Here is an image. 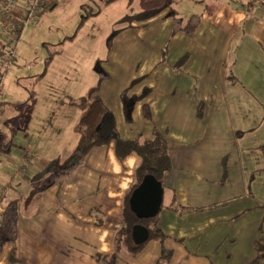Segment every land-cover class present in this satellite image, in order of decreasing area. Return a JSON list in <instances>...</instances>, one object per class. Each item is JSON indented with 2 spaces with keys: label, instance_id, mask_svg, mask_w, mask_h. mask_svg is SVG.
I'll list each match as a JSON object with an SVG mask.
<instances>
[{
  "label": "crops",
  "instance_id": "crops-1",
  "mask_svg": "<svg viewBox=\"0 0 264 264\" xmlns=\"http://www.w3.org/2000/svg\"><path fill=\"white\" fill-rule=\"evenodd\" d=\"M221 4L224 5L222 10L219 5L220 16L199 15L187 31L177 25L176 37L186 34L190 42L186 55L179 58H184V62L177 63L182 68L179 75H183V80L167 83L163 91L157 83L140 84L133 95L137 102L131 119L125 116L126 134L121 132L122 136L146 141L160 133L167 141L171 167L164 173L163 203L157 221L168 237L163 242L148 240L137 254L122 248L118 264H228L231 258L232 264H238V259H246L244 264H248L256 255L253 244L244 250L240 246L231 247L239 242L229 237L230 227L220 233L213 230L228 221L227 213L204 211L206 207L238 198L237 193L225 198L213 195L219 193L212 191L210 175L221 163L224 174L219 176V182L225 186L233 182V166L240 165L237 177L244 175V164L264 172V130L261 131L264 129V10L260 1L258 5L249 2L236 10L229 5L232 2ZM57 5L58 0H50L46 9ZM225 10L230 20H235L239 34L237 31L232 34L227 28L228 34L221 37L223 30L216 31L219 22L225 27V22L222 23L226 21ZM2 21L0 49L13 36L9 23L4 21L2 25ZM5 27L7 34L2 32ZM167 57H160L157 64L163 65L165 62H159H167ZM205 66L216 67L217 73L205 77ZM98 95L106 104L105 96L99 92ZM252 104L255 109H248ZM123 111L125 114L124 106L119 113L122 115ZM140 116L146 123L139 128ZM80 119L73 120L75 131ZM22 129L27 132L25 146L17 156L23 158L24 150L29 148L34 158L28 174L19 168V174L10 179L9 188L1 192L10 195L0 199V264H98L96 253H111L115 248V237L123 226L124 201L136 182L142 158L131 153L120 160L112 142L94 147L81 162L68 167L61 164L54 170L65 169V173L55 177L45 165L52 157L35 156L38 149L45 148L32 141L34 130L29 131L28 126ZM238 133H242L245 142L238 141ZM213 137H220V142L211 145ZM73 139L65 151L73 149ZM78 140L77 136V145ZM176 145L187 149V170L176 164L178 156L173 152ZM8 148L6 151L10 153L11 147ZM4 152L2 148L0 153ZM257 152L261 153L259 167L252 163L253 156L255 161L259 160ZM18 159L13 164H17V169ZM257 208L249 205L245 210H253L252 215L260 221L264 209ZM8 220L16 233L12 240L3 239ZM162 246L172 251L169 261L160 258ZM12 252L15 258L11 260Z\"/></svg>",
  "mask_w": 264,
  "mask_h": 264
},
{
  "label": "rangeland",
  "instance_id": "rangeland-1",
  "mask_svg": "<svg viewBox=\"0 0 264 264\" xmlns=\"http://www.w3.org/2000/svg\"><path fill=\"white\" fill-rule=\"evenodd\" d=\"M259 1L115 0L107 3L105 0H58L57 6L45 9L38 20L25 29L9 66L2 64L7 47L0 49V151L5 149L4 153H0V199L10 195L1 192L6 187L9 188L10 179L19 174V168L22 171L23 158L17 156L25 146L24 135L27 132H23L22 128L28 126L29 131L34 130L32 141L45 148L38 149L35 156L52 157L45 164L47 167L55 169L61 164L62 167H67L68 162L73 163L72 156L77 148L78 135L74 127L76 121L73 120L80 119L83 115V109L71 104L70 97L86 95L92 88L100 86L98 92L105 96L106 105L111 108L119 135L122 136L121 132L126 134V114L124 111L122 115L119 113L124 106L123 93L129 94L126 100L131 102L140 84L157 83L163 91L167 83L183 80V75H179L182 68L177 63L184 62V58H179L186 55L190 42L186 34L176 37L177 25H182L183 31H187L190 23L199 15L205 13L220 16L219 5H224L221 3L232 2L229 5L236 10L235 8L248 6L249 2L257 4ZM224 18L226 21L222 23L225 22V27L222 28L219 22L216 29L223 30L221 37L228 34L227 28L232 34L236 31L239 34L240 29L235 20H230L227 16L226 10ZM6 30L7 27L2 32L7 34ZM210 39L213 41L211 35ZM167 55L168 63L162 61L159 64L165 63L158 65V59H164ZM187 56L189 58L190 55ZM171 65L175 66L173 70L169 67ZM214 73H217L216 67L205 66V77ZM239 90L243 91L242 88ZM250 108L255 109V104L248 109ZM172 114L173 112L168 119ZM140 119L139 128L143 126L142 123H146L142 116ZM241 134L238 133L240 143L245 142L244 138L241 139ZM247 137L252 139V136ZM219 138H211L210 144L219 143ZM72 139L73 149L65 151ZM9 146L10 153L6 151ZM173 152L178 156L176 164L187 170L186 147L176 145ZM27 153H31V159L34 158L29 148L24 150V155ZM257 155L259 160L255 161L256 157L253 156L252 163L259 167L261 153L257 152ZM17 159L20 162L18 169L16 163L13 165ZM228 166L229 163L227 168ZM239 166L232 167L233 182L227 186L219 182V176L224 174V165L221 163L217 169H212L210 178L213 183L210 186L213 192L219 193L213 195L225 198L237 193L238 198L223 200L225 202L206 207L204 211L209 214H216L218 210L227 213L228 221L213 230L220 233L225 227H230L229 237L239 242L231 247L240 246V250H244L253 244V253L256 254L254 244L261 243L264 237V216L259 221V217L254 218L255 215H252L253 210L245 208L254 205L259 207L257 209H264V172L255 171L257 167L249 169L244 164V175L237 177ZM27 170L24 171L26 175L29 172ZM245 193L248 195H244ZM257 213L258 210L256 215ZM158 217L157 215L155 219ZM241 224L243 226H239ZM227 245L230 247L228 243ZM225 249L221 248L222 251ZM237 262L244 264L246 259H238ZM232 263L231 258L228 264Z\"/></svg>",
  "mask_w": 264,
  "mask_h": 264
},
{
  "label": "trees",
  "instance_id": "trees-1",
  "mask_svg": "<svg viewBox=\"0 0 264 264\" xmlns=\"http://www.w3.org/2000/svg\"><path fill=\"white\" fill-rule=\"evenodd\" d=\"M105 1L111 3L115 0ZM13 35L16 38L20 37V34L18 33ZM0 83L2 84V80H0ZM98 89L99 87L97 86L92 88L86 95L77 98H69L71 104H76L84 110V114L76 125V132L78 133L79 140L76 151L72 156V164L83 161L94 147L109 145L112 142L114 143L115 153L120 160H123L131 153H136L142 158V162L137 169L136 182L124 201L123 226L115 237V250L113 253L98 252L95 256L98 264H118V255L122 248H127L133 254H137L141 251L148 240L158 239L163 242L168 237L162 227L158 224L157 219H155L159 213L151 218L138 217L136 212L130 206V197L135 188L148 174L155 176L157 180L163 182L164 173L170 169L171 161L168 155L167 141L160 133H157L153 140L146 141H142L138 138L126 139L120 136L113 115L109 111L107 105L103 102L102 98L98 95ZM123 94L125 114L128 119H131L132 108L136 103L135 101L133 102L135 97H133L134 99H132L131 102L130 100L128 102L126 100L127 96L125 93ZM27 157L30 158L31 163V153H27L26 155H23L21 165L24 164ZM69 165L71 164L68 162L66 166L68 167ZM48 170L52 171V174L55 177L61 176L65 173V169L54 170L51 166ZM262 170L264 171V165ZM153 219L155 220L152 222ZM138 223L148 227L150 232L149 239L143 244L134 243L132 238V228ZM15 235L14 226L12 222L8 220L5 225L3 239L12 240L15 238ZM256 250L255 257L248 264H264V237H262L261 243L257 242ZM171 256L172 251L162 246L160 258L169 261ZM14 258V253L12 252V254H10V259L12 260Z\"/></svg>",
  "mask_w": 264,
  "mask_h": 264
},
{
  "label": "built area",
  "instance_id": "built-area-1",
  "mask_svg": "<svg viewBox=\"0 0 264 264\" xmlns=\"http://www.w3.org/2000/svg\"><path fill=\"white\" fill-rule=\"evenodd\" d=\"M19 5L22 6L19 7ZM260 5L264 10V0H260ZM49 6L50 0H0V19L9 23L11 33L21 35ZM19 38L12 36V39L6 43L7 49L3 54L2 64L6 63L9 66L13 61ZM29 164L30 158L27 157L22 165V171H26Z\"/></svg>",
  "mask_w": 264,
  "mask_h": 264
},
{
  "label": "water",
  "instance_id": "water-1",
  "mask_svg": "<svg viewBox=\"0 0 264 264\" xmlns=\"http://www.w3.org/2000/svg\"><path fill=\"white\" fill-rule=\"evenodd\" d=\"M163 183L151 174L146 175L130 197V206L140 218L155 217L162 209ZM148 227L138 223L132 228L134 243L143 244L149 239Z\"/></svg>",
  "mask_w": 264,
  "mask_h": 264
}]
</instances>
